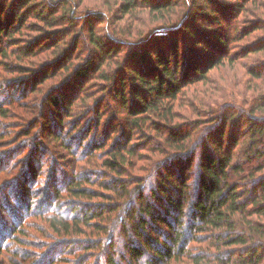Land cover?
<instances>
[{"label":"trees","instance_id":"1","mask_svg":"<svg viewBox=\"0 0 264 264\" xmlns=\"http://www.w3.org/2000/svg\"><path fill=\"white\" fill-rule=\"evenodd\" d=\"M105 2L0 0V202L50 233L26 264H264V0Z\"/></svg>","mask_w":264,"mask_h":264},{"label":"rangeland","instance_id":"2","mask_svg":"<svg viewBox=\"0 0 264 264\" xmlns=\"http://www.w3.org/2000/svg\"><path fill=\"white\" fill-rule=\"evenodd\" d=\"M102 1H106V0H83V5H93V4H101ZM106 4V2H105ZM26 104L23 106L22 109H24L25 107H29V102H25ZM28 110V109H27ZM1 122L6 123L4 125V129L8 128L9 131H11V133L17 131V128H15L17 125H20V122H22L21 120L18 119H13L12 117L6 120H2ZM12 123V124H11ZM12 125V126H10ZM15 139H18L16 136H14ZM36 136L33 138H26V140L23 142L24 146L27 145V151H28V147L30 144L33 143V141L35 140ZM25 139L24 136L20 137V140ZM13 141V140H11ZM37 141V140H35ZM11 145V144H10ZM14 145V144H12ZM17 147V144L15 145ZM13 147V146H11ZM23 151H25L26 149L23 148ZM20 150V151H22ZM47 152H43L41 153L42 157L48 156L49 154H45ZM57 166V165H56ZM58 167V166H57ZM45 173L44 175H40L37 176V178H35L34 180L30 181L28 183V188H26L25 194H28L29 197H31L32 192L34 190L37 189V187H45ZM32 183V184H31ZM34 183H38L37 186L34 185ZM29 191V192H28ZM6 192V191H4ZM22 193V192H21ZM30 193V194H29ZM2 195V196H1ZM0 197L3 198V200L8 201L9 204H14V200L13 198L7 193V194H3L1 193ZM23 195V193H22ZM34 196L31 197L32 202L34 201ZM97 200H101L100 198H98ZM31 202V203H32ZM5 203L4 202H0V241L3 240V238H1L2 236L5 237V246L3 247L2 250H0V264H26L27 262H29L31 259H35L36 257H38L39 254H46L47 250L44 251V247L48 246L49 240V234L48 230L46 228H44V220L41 217H35L33 216V218H29V222H24L22 223V230H19L20 233H18L17 231H15L13 229V226L16 224V228L19 226L20 223H17L19 221V219L22 220V214L21 212L18 213V217L14 218V215L11 213H8L6 210L3 209ZM33 205V203H32ZM18 207V206H16ZM13 210L15 209L14 207H12ZM16 209H20V208H16ZM15 209V210H16ZM21 211V210H20ZM14 213V212H13ZM37 214V213H36ZM24 216V215H23ZM27 220V221H28ZM2 223V224H1ZM12 231H11V229ZM11 231V232H10ZM55 235V233H54ZM54 235H52V239L55 237ZM8 236V237H7ZM16 237V238H15ZM80 237V236H79ZM74 239V237L69 236V239ZM52 239H50V241H52ZM114 241H115V252H118L121 248V235L120 234H116V236L114 237ZM2 242L0 243V246ZM76 254L82 255V252L77 251ZM60 255V252L57 250H54L53 252H51L48 257L46 258V263L47 261H49L48 259H54L53 262H55L56 264H67L69 262H66V259H70L71 262L70 264H78L77 262H73L71 255H66L65 257L62 258V260L58 261V257ZM89 257L88 260V264H95L97 263L100 255L97 253L96 256H90L89 254H87ZM62 256V255H61ZM68 257V258H67ZM51 259V260H52ZM116 259V257H115ZM69 260V261H70ZM44 262V261H43ZM43 262L41 261L40 264H43ZM52 262V263H53ZM100 264H107L106 260H104V258H102L101 256V263Z\"/></svg>","mask_w":264,"mask_h":264}]
</instances>
